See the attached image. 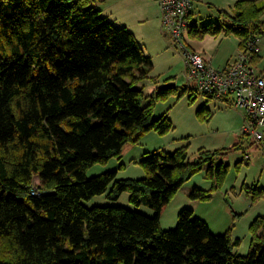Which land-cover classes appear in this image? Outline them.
<instances>
[{
  "label": "trees",
  "instance_id": "obj_1",
  "mask_svg": "<svg viewBox=\"0 0 264 264\" xmlns=\"http://www.w3.org/2000/svg\"><path fill=\"white\" fill-rule=\"evenodd\" d=\"M98 2L0 0V264H264V216L251 225L247 256L235 254L241 239L232 230L213 234L192 209L179 214L176 229L161 228L167 205L204 169L213 188L189 197L212 200L229 172L218 164L228 149L201 150L194 161L188 146L147 154L135 162L146 171L142 179H118V171L88 177L94 165L120 159L127 144L173 126L154 118L155 100L144 105L149 96L137 87L152 59L132 32L103 17ZM220 13L229 25H193L190 35H236L241 49L264 35V0ZM175 91L161 88L157 99ZM124 193L155 215L86 206Z\"/></svg>",
  "mask_w": 264,
  "mask_h": 264
},
{
  "label": "rangeland",
  "instance_id": "obj_2",
  "mask_svg": "<svg viewBox=\"0 0 264 264\" xmlns=\"http://www.w3.org/2000/svg\"><path fill=\"white\" fill-rule=\"evenodd\" d=\"M241 0H204L195 3L192 24L202 30L209 24L229 25L220 11L233 13L235 5ZM103 17L115 27H126L133 31L152 59L154 68L149 78L137 87L143 88L149 96L144 105L155 100L153 115L160 119L167 117L172 129L165 134L155 131L142 136L138 144H127L119 158H113L106 164H96L87 175L89 178L118 171V179H142L145 169L138 163L147 154L159 152L173 154L177 149L188 146L190 159H197L201 150L216 152L229 150L218 160L229 166L224 184L207 202H195L189 194L199 188L210 191L213 181L207 178V169L196 174L188 181L167 205L161 215L163 231L176 229L179 214L184 209L194 210V217L205 221L213 234L224 235L232 230L233 239H241L234 248L235 254L247 256L251 247V225L260 216H264V151L252 138L243 134L244 112L228 106L222 101L207 98L196 90V84L189 81L188 68L183 54L177 50L163 28L162 10L156 0H105ZM192 25V27H193ZM187 42L201 47L216 69L223 68L227 61L236 57L240 50V39L236 35L207 34L204 37L186 36ZM261 48L259 69H264V35L258 37ZM234 61V60H233ZM169 82L176 83L175 93L157 99L159 89ZM187 89V91H186ZM206 107L208 111L201 112ZM38 178L35 179L36 184ZM130 195L124 193L118 201H112L107 195H99L86 206L104 207L119 205L153 217L154 210L146 206H135L129 201Z\"/></svg>",
  "mask_w": 264,
  "mask_h": 264
},
{
  "label": "built area",
  "instance_id": "obj_3",
  "mask_svg": "<svg viewBox=\"0 0 264 264\" xmlns=\"http://www.w3.org/2000/svg\"><path fill=\"white\" fill-rule=\"evenodd\" d=\"M157 2L162 10L163 27L185 58L189 81L207 98L244 112L243 134L264 151V69L254 62L261 53L258 37L249 40L234 61L216 69L202 54L192 50L186 39L192 29L191 14L197 0Z\"/></svg>",
  "mask_w": 264,
  "mask_h": 264
},
{
  "label": "crops",
  "instance_id": "obj_4",
  "mask_svg": "<svg viewBox=\"0 0 264 264\" xmlns=\"http://www.w3.org/2000/svg\"><path fill=\"white\" fill-rule=\"evenodd\" d=\"M157 1V0H156ZM202 1H204V0H197V2L199 3V2H202ZM103 2H105V0H99V2H98V4L96 5V7H97V9H99L101 12H104L103 10L104 9H102L101 7H103V6H105V4L103 3ZM197 2H196V4H197ZM196 6V5H195ZM102 15H103V13H102ZM161 18H162V15H161ZM193 18H194V12L191 14V19L193 20ZM163 24V23H162ZM127 27V26H126ZM164 28V27H163ZM130 31V30H129ZM130 32H132L134 35H135V37L137 38V36H136V34L133 32V31H130ZM189 44V43H188ZM239 45H240V42H239ZM189 47L192 49V50H194V51H196L197 53H199V54H202L211 64H212V61H210L211 59H208L207 58V56H206V54H205V52H203L202 50H201V47H194V45L193 44H189ZM241 49V48H240ZM240 51H242V50H240ZM240 53L241 52H239V54L236 56V57H234V58H232V59H230V60H228L227 61V64L229 63V62H232L233 60H235L239 55H240ZM261 57V56H260ZM260 61H261V59H260ZM260 63V62H259ZM259 63H257V64H259ZM226 64V65H227ZM225 65V66H226ZM221 69V68H220ZM37 182H39V180H37Z\"/></svg>",
  "mask_w": 264,
  "mask_h": 264
},
{
  "label": "water",
  "instance_id": "obj_5",
  "mask_svg": "<svg viewBox=\"0 0 264 264\" xmlns=\"http://www.w3.org/2000/svg\"><path fill=\"white\" fill-rule=\"evenodd\" d=\"M175 88H176V83L174 82H169L164 87V89H175Z\"/></svg>",
  "mask_w": 264,
  "mask_h": 264
}]
</instances>
